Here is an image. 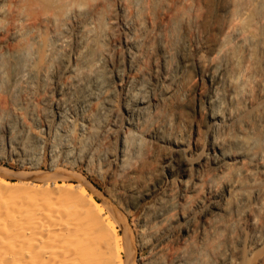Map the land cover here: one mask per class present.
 <instances>
[{
  "label": "bare ground",
  "instance_id": "6f19581e",
  "mask_svg": "<svg viewBox=\"0 0 264 264\" xmlns=\"http://www.w3.org/2000/svg\"><path fill=\"white\" fill-rule=\"evenodd\" d=\"M0 264H264V0H0Z\"/></svg>",
  "mask_w": 264,
  "mask_h": 264
},
{
  "label": "rangeland",
  "instance_id": "374dc122",
  "mask_svg": "<svg viewBox=\"0 0 264 264\" xmlns=\"http://www.w3.org/2000/svg\"><path fill=\"white\" fill-rule=\"evenodd\" d=\"M42 162H43V169L46 170L48 165H49V162H48L47 159L43 160ZM60 164H63V162L61 160H60ZM5 165L8 168L11 167L10 169L15 170L14 172H22V171L25 172V171H28L26 169V167L23 168L20 164H16V163H13V162H11V163L10 162H6ZM74 167H75L74 168L75 171H78V172H80V174H82L83 176L87 177L91 181V183H93L94 185H96L97 187L102 189L103 191L106 189L107 182H106V180L104 178L96 177V175H93V174L91 175L87 171L86 167H84V165L76 164ZM88 173H89V175H88Z\"/></svg>",
  "mask_w": 264,
  "mask_h": 264
}]
</instances>
